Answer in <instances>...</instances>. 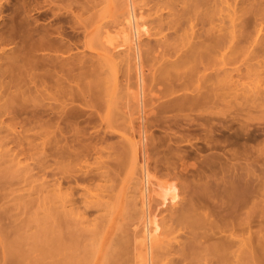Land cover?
<instances>
[{
    "label": "bare ground",
    "instance_id": "6f19581e",
    "mask_svg": "<svg viewBox=\"0 0 264 264\" xmlns=\"http://www.w3.org/2000/svg\"><path fill=\"white\" fill-rule=\"evenodd\" d=\"M133 1L135 0L123 1L126 3L125 11H127L126 14L127 18L125 17L126 18L125 24L127 23L126 25L128 26L130 32V43H129L130 46H128L127 54H125L126 53L125 51L127 50H124L125 53L123 52L124 53L123 55L125 57V58L123 57V59H126V61H125V69L122 72V74H120L122 75L121 76L122 80L120 79L121 81L119 82L118 79L121 78L120 75H118L119 72H116L115 69L112 68L113 67L112 65L114 64L113 60L115 55L113 54L110 55L111 53L109 52L110 54H108L107 52L106 54H108L109 57L106 58L111 60L112 74L109 75L108 72L104 73L105 75L103 74V76L102 73L100 74V70L102 71L104 70L106 72V70L102 66L104 62V59L102 58L101 59L103 62L101 64H98L97 66L91 65V62H89L90 66H88L89 64L86 62H82L81 64H79L80 65L79 71L83 70L82 72H80V74H82V76H80L81 78L77 79L79 76L75 78L72 77L73 75L71 76L73 79L68 77V80L71 79L74 82V84L75 82H77L76 85L78 86V88L76 87V85L74 86L77 88V90L74 89V91H71V93L70 92L67 93L66 91L65 92L59 91L58 97L61 96L63 98L61 100L58 99V101L59 100L62 101V103L60 102L61 109L59 113L56 112V116H55L53 110H50V108L52 107V106L50 107V105L49 106L45 105V108L43 105L42 106L43 109L40 108L42 111L39 114L43 115L42 117H46L48 119L52 118V120L54 119V117H56L57 119V122L56 119L54 120L56 124L54 129L52 128V126L50 127L47 125V122L52 120L50 119L47 121L45 119L47 121L45 124L46 130L42 131V133L44 132L43 134H41L43 138H41L40 136V138L43 140L42 141L43 145L42 144L41 145L42 147L49 144L51 147L52 146L56 147L55 145L58 146L57 149L55 148L54 150L52 149L53 152L52 151L49 152L48 150H50L51 148L48 149L47 147L46 148L44 147L45 149L42 148L43 151L41 152L45 153V150L48 149L46 151V153L47 152L48 153L45 154L54 160L55 165L56 164L58 166H60L61 164L63 166L67 165L65 167H68L69 169L68 171H66L65 169L63 170V168L60 169V171L62 170L60 175L61 178H59L60 180L57 182L53 180L56 183L53 184L52 190L50 189L51 192L49 191L46 192L45 193L46 195L40 200L41 204L39 203L38 210H40L43 214V217L37 221L38 223L40 222V227H39L40 229L36 231L35 234L32 235V237L19 235L17 239H15L12 249L9 250L8 253L10 257L15 258V263L13 264H98V259L102 252L104 253L100 264H128V260H129L128 258H130L131 255L134 257L133 254H131L130 256L128 255L129 247L132 244L131 245L129 244L130 239L127 232L122 230L123 222L120 221L121 225L115 224L117 225V227L115 228L112 238L108 240L106 235L110 231L114 223V220H116L115 218L118 214V211L120 210L122 204V197L124 193L122 190L119 194H117L116 192L117 195H116V201H114L116 202V204L114 205V211L113 213H110V216H108L106 214L107 212L106 213L103 212H105L106 210L108 211V209L111 207V206L109 207L108 202L109 199L111 200L112 196H110L109 190L104 191V188L107 189L106 187L107 185L105 184L106 186L104 185L102 186V184L100 185L99 183L109 178L108 173L110 167L111 169L112 167L115 168L114 170L117 169L118 172V169L120 170V168H122L121 166H123L122 163L124 159H130L132 161H135L137 147L138 149H141L142 147V150L140 151L142 153L143 158L146 157L145 156L147 154L145 150L146 145L143 146L145 139L142 137L143 133L142 135H140V140L138 141V143L130 142L129 140L125 139L122 135H120L126 141L123 140L124 142L121 145H119L118 147L114 145V147L112 148L110 146V143L108 147L107 142L105 143L107 146H103L102 142H104L105 139L102 138L101 140L99 139L98 141H102L100 142L101 144L98 145L99 144L98 143L97 145H93V148H91L92 152L95 154V156L93 157H95L97 161V162L95 161L93 162L97 163V166H99V167L96 166L97 168H95L94 170L90 168L91 163L90 164L88 163V160L91 158L92 155L90 156V158L89 156L88 158H86L87 156L84 155L86 154L89 148L85 146L87 145V143L84 144L83 146L78 145V143H80L78 140V137H80L79 135H84L83 133L84 126L86 129V127L90 126V123H92L93 121L95 122L96 119H99V121L105 126V129L103 130L104 133L102 132L103 135L106 134V137L108 136L110 140L115 136L116 132L114 131V124L115 122H117L116 118L117 119L120 118L113 117V115L112 116L110 115L111 110H109V107L111 109V105H110L111 102L119 101V99L123 98L122 96L125 97L126 101L131 99L135 100L136 101L135 106L139 112L138 114L141 115L139 119H145L146 117L153 115L154 118L152 120L150 119L151 122L152 121L154 122L152 124L159 122L161 117H163L162 119H164L165 116H167V114L170 115V112L173 113L178 112L180 114L182 112L188 111L191 114L195 113L192 115H187V114L183 115L182 113V116L179 117L181 119L177 117L178 114L176 113L177 115L171 119L172 122H174L173 124L176 126L177 131L178 129L183 130L181 126V120H183V122H186L185 125L186 127L197 126L204 128V131L208 133L209 137L211 138V135H213L215 132V130H213L215 128V127L213 128L214 123L212 125V122L216 120V117L218 116V113L216 112V108L219 107V105L222 102L235 104V101L238 99L237 92L239 89L237 90V84L235 82L236 79L234 80L235 77L233 76L234 75L233 73L235 72L233 68V59L235 58V55L239 54L240 52L245 53L247 51L246 44L248 43L250 44L251 40H253L251 39L253 38L252 36L257 34L256 33L257 30L256 31L254 30L255 34L254 31L252 32L253 35L251 34L252 30H250V28L246 26V25L249 26V23L246 24V22H248L247 19L249 17L251 18V16L253 17V19L254 17L255 18L257 17L256 19H258L259 17L258 21L264 20V0H254L253 2L251 1V4L249 3V0H246L249 6L247 5L248 7L245 6L243 8L242 6L239 7L240 3H238V0H145L147 2L142 0L145 2L144 4L145 7L147 6L149 8L148 9L149 12L150 13L152 12L151 14L155 16L154 20L156 22L154 21V24L155 23L157 24V25L155 24L157 28L155 33L153 34L150 33V31H149L150 34L145 32L146 28H143L142 30H138L140 27L138 28L136 25L137 24L136 21L138 19L135 21V17H134L135 8ZM246 1L244 0L243 2L245 3ZM241 5L244 4L241 2ZM253 5H256V7L255 8L250 7ZM165 10L168 11V15L166 17H164L162 14ZM245 20L246 22H244ZM258 21H256V23ZM255 25L257 26V24ZM257 28H259V26ZM141 31L143 32L142 36L146 34L148 35V37L153 36L154 39V41L152 42L151 40L150 41L148 40L149 42L147 41L148 43L151 42L150 43L151 46L149 45V48H147L148 46H146L147 50L144 49V51H142L141 49L144 46L140 48L139 45V34L142 33ZM261 31L262 29H259V33L256 35V38L259 37ZM125 37L126 36L124 35V38ZM261 42L259 43L261 44ZM124 43L125 41L123 42V45ZM242 44H245L246 47ZM262 44L264 45V43ZM123 47L124 46L121 45L113 48L114 50H116L117 56H119L118 54L122 53ZM243 49H245V52L243 51ZM130 50L131 53H129ZM260 52L263 53L262 50H260ZM242 53H240V55H244ZM246 53H248V51ZM101 59L99 60V63ZM144 61L150 65L145 64ZM108 63L109 62L105 61L104 65L105 64L107 65ZM73 64L75 65V63ZM121 65H123V63ZM59 66L60 65H58V68ZM64 66H62L64 70L68 68L67 66L66 68ZM108 67L105 66L106 69H108ZM114 67H116V65ZM59 69L61 70L62 68L60 67ZM69 69L73 71L76 68L74 69V67L71 66V68ZM68 71L66 72L68 73ZM70 73L71 72H69V74ZM130 73H133L132 79L135 80L134 83L135 92L132 94H129L131 93L130 92L131 89H133L132 87H129V83H128L130 82L129 80L131 79ZM254 74L255 73H253V75ZM117 75L119 76V78ZM66 78L67 77H65V79ZM60 81L63 80L60 79ZM121 83H123L122 86H124L125 83L128 86L125 85L126 87L124 86L125 89H123L124 87L121 88ZM118 87H120L121 90L122 89L124 90V91L122 90L124 93L120 92L122 98L119 96ZM104 94L105 97H107V102L105 104L102 103L105 101H103V97H101L104 96ZM47 96H49V94ZM43 98L45 99L46 97ZM101 98H102V102H100ZM241 98H243L242 100L245 101V103L249 105L253 104V106L255 103L261 102L260 105H258L259 103L255 105H258L260 108H262L261 104L262 105L264 104V89L263 90L259 89V91L257 90L255 92L253 90L250 91L244 90L243 93L241 94ZM78 99H80V102L82 103L84 109H78V108L73 109L74 108L73 107L69 109L67 108L66 110L67 107L66 103L68 102V100L71 101L72 103ZM120 102L121 100L119 101V104ZM236 103L238 104L237 101ZM239 104L241 103L239 102ZM121 105H123V103ZM238 106L240 107V105ZM46 107L47 108L50 107V108L47 109ZM229 107H231V105ZM117 108H119V110L122 111L119 106ZM52 109L54 108L52 107ZM114 110L115 109H113V112ZM87 111L89 112L87 113ZM41 115L39 116L41 117ZM79 123L81 124L84 123L83 128L79 127ZM162 123L164 124V122ZM96 124H97V120H96ZM49 128L50 129L52 128L53 130L50 131ZM5 129H7V126ZM42 129L44 130V127H42ZM39 133H41V131ZM52 134H54L53 136L54 138H52ZM87 134L89 135L90 133ZM8 135L12 136V134L11 135L8 134ZM175 135L177 134L175 133ZM50 136L53 140V143L54 141L57 140L55 142V145L54 144L51 145ZM0 137L2 138V136ZM228 137L226 139H228ZM178 138L180 139V141L179 139L174 138L175 142L176 140L182 142L181 140L183 139H181L180 137ZM81 139L82 138H80V140ZM83 140L85 139L83 138ZM94 140L96 139L94 138ZM82 142L84 143L85 141ZM260 142L262 144V141ZM24 143L26 144V142ZM7 144L5 141V146ZM28 144L29 143H27V145ZM245 146L243 145L244 148L240 153H236L231 150L230 154L228 155L227 153L228 150H227V152H225L224 155L227 154L228 157H226L227 159L225 160V162L222 160L223 163L226 165L222 167L221 163L219 162L221 165L220 167L222 168L221 169L218 168V173H216L217 170L214 169L217 165L216 164L214 167L216 159L207 160L205 162V165L204 163L202 164L206 166L207 169H204V171L202 170L203 172H199L198 175L203 178L204 176H207L208 173L210 175L209 177L214 179L213 182L216 183L209 182L204 177L205 181L212 183V185L214 184V191H215V194L213 191L214 196L213 194H211L212 191H210L205 187L206 182L205 184H203L204 187L202 188H199L201 186H198L197 188L196 187L193 188L194 185L192 188L190 187V191L188 190L189 193L187 194L188 195L187 197L189 199L186 200V202H184L185 200L183 201L184 204L180 209H173V212H170V216L168 217L169 219L167 222V224L168 223L169 224L167 225L166 230L163 231L164 233L159 235L160 238L155 235L156 232L158 231V226H156L154 217L153 219H150V216L148 214L149 212L148 211L149 207L147 206L148 200L146 197L147 194H145L146 189L144 188L146 184L145 182H147V175L144 166L145 163H143L142 166L140 165L143 171V180H142V187L140 189L141 205L140 204L139 205L141 206V210H142L141 212L144 217L143 219L144 233L142 235L143 237L142 246L144 249L137 256L135 255L137 259L141 258L140 264H264V234H263L264 233L263 232L264 231L263 230L264 228L263 227L264 226V177H263L264 150L263 149L264 148L263 149L260 148L262 150L259 149L257 150L254 147L253 150H257V151H252L249 148L248 149L245 148ZM7 148L9 147L7 146ZM31 148H34V146H32ZM200 149L195 148V152L198 155L200 153ZM178 150L180 151V149ZM30 151L31 150H29V152ZM9 152L10 150H7L6 153L9 154ZM20 152L19 154H21ZM182 152L180 153L182 154ZM113 153L115 155H113ZM19 154H17L18 157ZM45 154L43 156L50 159ZM107 154H112L115 157H113L112 155H111L112 157H110V155L106 156ZM181 156L184 157L183 154ZM8 157H9L8 159H10V156ZM104 157L105 159L113 158L114 162L113 160L111 161L110 159H108L107 161L110 160L111 163L109 162L104 163L103 162V160H105ZM1 158L2 156H0V159ZM3 158H7V156ZM16 158L17 157H15V159ZM11 160L12 159H10L9 162L12 163ZM13 163H15V161ZM49 163L51 164V161ZM5 164H9V163L5 162ZM17 164L19 163L16 162V165ZM132 164H134V162ZM168 166L170 167V165ZM198 166L199 165H197V167ZM76 167L78 168L76 169ZM56 168H61V167H56ZM253 169H255V171ZM11 170L12 168L10 170L8 169L9 171V172L7 171L8 176ZM48 172H50V170ZM78 173L80 175H78ZM54 178L55 177H53V179ZM113 179L115 178L113 177ZM0 181L2 183L1 179ZM85 183H87L88 187L82 185L84 186L83 190L81 191L82 193H78V191L81 190L82 188L81 189L79 188V190L75 189L76 191L75 192L73 190L74 188L71 187L72 185H75L77 187L80 184H85ZM110 183L114 185V183L116 182L114 183L110 182ZM209 183L207 185H209ZM2 184H0V187L2 186ZM65 186L67 187L65 188ZM47 187L49 188L48 185ZM212 187L210 189H212ZM205 188L209 193L205 194L207 192V191L205 192ZM92 191L93 193L94 191H96V193L92 194ZM112 191L114 190L112 189L110 193H112ZM163 191H164L163 195L158 194L159 198L161 199V203L159 204L164 205L165 201L167 200H169V203L173 204L176 201V197H177L175 195L176 193H174L175 190L173 186L165 187ZM105 192H107L108 194L107 196L103 194ZM203 195L205 197L208 195L209 197L207 196V198H205ZM254 198H256V200ZM134 204L132 206L135 207L138 203H136V205ZM126 206L128 205H125V209L123 208L124 213L122 214V221L124 217H126V215L129 213ZM110 209H112V207ZM92 212L98 214L101 213L102 216L106 214L107 216L106 217L104 216L105 218L102 217L100 214H99L100 216L97 215L98 217L94 216L95 222L98 220L100 222L91 224L90 221L86 220V218H88L86 216H88V214L92 215ZM254 219H259L258 229L259 228L261 229L260 231L258 230L259 232L258 235L256 234L257 235L256 241H254L252 235L253 232L251 231L253 227L252 223ZM92 233L93 235L91 236ZM94 233L96 234L95 236ZM91 237H93L94 239L92 238L93 240H91ZM180 239H182L184 242L180 243L181 242ZM178 240L180 241L178 242ZM135 257L133 259H135ZM133 259L130 260L133 261ZM137 259H135V261H137ZM138 262H135L134 264H138Z\"/></svg>",
    "mask_w": 264,
    "mask_h": 264
},
{
    "label": "rangeland",
    "instance_id": "374dc122",
    "mask_svg": "<svg viewBox=\"0 0 264 264\" xmlns=\"http://www.w3.org/2000/svg\"><path fill=\"white\" fill-rule=\"evenodd\" d=\"M123 1L125 0H108V1L107 0H0V127H1L0 136H2V138L0 137L1 138L0 139V156H2V158L0 159L1 160L0 161V179L2 180V183L5 184L3 185L0 181V184L4 186V187L1 186L2 188L0 187V196H1L0 198H2L3 196V198L0 199V264L15 263V258L10 257L8 253H9V250L12 249L15 239H17L19 235L32 237V235H34L35 232L40 229L39 228L40 222L39 223L37 222L43 217L42 212L38 210L40 200L46 195L45 194L46 192L48 191L51 192L53 184L60 180L59 178H61L60 175L62 171V170L60 171V169L63 168V170L65 169L66 171H68L69 169L68 167H65L67 165L63 166L61 164L60 166H58L56 164L57 165L56 166L54 160L50 158L48 155H46L48 153V152L46 153V151L49 148H51L50 150H48L49 152H51L52 149L54 150V148L55 149L58 148V146L55 145V142L57 140L54 141V143L52 140V138H54L53 137L54 134H52V138L50 136L51 141L50 140L49 141L51 145L54 144L56 147H53V146L51 147L50 144L42 147L43 140L41 138L43 137L41 136V134L44 133V132L42 133V131L46 130L45 124L48 120L50 119L52 120V118L48 119L46 117H42L43 115L39 114L42 111L40 108L43 109L42 107L43 105H44V108H45V105L46 106L50 105V107L52 106L54 109H52V107L51 108L48 107V108H50V110H53L55 116H56V112L59 113L61 109L60 106L62 103V101L60 100L63 99L61 96H60L61 98L58 97L59 91L60 92L66 91L67 93L68 92L71 93V91H74V89L77 90L78 88V86L76 85L77 82H75L74 84V82L71 79L68 80V77L77 78L79 76L77 79L81 78L80 76H82V74H80V72H82L83 70L79 71V68H80L79 64H81L82 62L88 63L89 64V65L87 64L88 66H90L89 62H91V65L97 66L98 64H101L103 62L102 59H104L102 66L106 70V72L104 70L103 71L100 70V74L102 73V76L104 73H107V72L109 75L112 74L111 73L112 68L115 69L116 72H119L118 75L122 74V72L125 69L126 59H123L124 57L123 54L125 52H126L125 54H127L128 46H130L129 44L130 43V32H129L128 26L126 25L127 23L125 24V19L127 18V15H126L127 11H125L126 3ZM144 1L142 0L133 1L134 8H135V11H134L135 21L138 19L136 21L137 22L136 25L138 28L140 27L138 30H142L143 28H146L145 32L149 33L150 31V33L153 34L155 33L156 28H157L156 26L157 24L156 23H155L156 25L154 24L155 16L151 14L152 12L151 13L149 12L148 10L149 8L147 6L145 7L144 4L147 1L145 2ZM243 1L238 0V3H240L239 7L242 6L243 8L248 5V2L246 0H245L247 2V3L245 2L246 5ZM251 1L253 2L254 0H249L250 4H251ZM241 2L244 5H241ZM140 3H142L143 5ZM250 7L255 8L256 5H253ZM162 14L164 17H166L168 15V11L165 10ZM256 18L254 17L255 19L254 20L253 17L251 16V18L249 17L247 19L248 22H246V20L244 22H246V24L249 23V26L248 25L246 26L249 27L250 30H252L251 34L254 30L255 31L257 30L256 33L258 34L259 29H262L261 33L259 34V37L256 38L257 34L254 36H252L253 35L252 34L251 36L253 38L251 39L253 40L250 39L251 42L249 41L250 42V44L248 43L249 46L248 44H246L247 46L246 47L245 44H242L247 48L246 50L248 51V53H246L247 51L245 52V49H243L245 53H242V52L240 53L244 55H240L239 53L235 55V58L233 59V68L235 70V72L233 73L234 74L233 76L235 77L234 80L236 79L235 82L237 84V90L239 89L237 92L238 99L236 100L238 104L236 103V101H235L236 105L233 103L229 104V103L222 102L221 103L222 105L220 104L219 107L216 108V112L218 113V116L216 117V120L212 122V125L214 123L213 128L214 127L215 128L213 130H215V132L213 135H211V138L209 137L208 133L204 131V128L197 127V126L186 127L185 126L186 122H183V120H181V126L183 128V130L181 129L182 132L179 129L177 131V128L173 124L174 122H172L171 118L175 117L177 114H178L177 117L179 118L180 116H182V113L183 115L195 114V113L191 114L188 111L182 112L180 114L178 112H176L177 114L170 112V115L169 114H167V116L163 115L168 120L165 118L162 119L163 117H161L159 122L155 124H152L154 123L153 121L151 122V120L154 118L153 115L146 117L145 119L147 121L145 119H139L141 115L138 114L139 112L135 106L136 101L132 99L126 101L124 96H122L123 98L121 97L120 92L124 93L123 89H125L126 87L125 85H127L126 83L124 84L125 87L122 86L123 83H121V88L124 87L122 89L123 91L120 89V87H118L119 96L122 98V99H119V101L121 100L120 104H119V101L117 102L114 101L110 103L111 109L109 107V110L113 112V109H115L113 113L110 111V115L111 116L113 115V117L120 118V119L116 118L117 122H115L114 124V131L116 133H115V136L111 138V140L110 138H108V136L106 137V134L103 135L104 133L103 130L105 129V126L99 121V119H96L97 124L95 120V122L93 121L92 122L93 124L90 123V126L86 127V129H85L84 123H82L83 125L79 123V127L83 128L84 126L83 128L84 135H79L80 137H78V140L82 145L80 143H78V145L83 146L84 144L87 143V145L85 146L89 147L88 148L89 151L87 150V152L90 154L86 152V154L84 155L87 156L86 158H88V156L90 158V156L92 155L91 158L89 159L90 161L91 160L92 161L90 162L88 160V163L89 164L91 163L92 167L90 166V168L92 170L99 167L97 166V163L93 162V161L95 162L97 161H96V158L93 157L95 156V154L92 152V149H91L93 148V145H97L98 143H99L98 145L101 144L100 142L102 141H98L99 139L101 140L102 138L106 140L102 142L103 146L108 145L109 147V143H110V146L112 148L114 147V145L116 147L121 145L124 141H126L125 139L133 143H138V141L140 140V135H142V133H143L142 137L145 138L143 146L146 145L145 146V150L147 153L145 155L146 157L143 158L142 156V153L140 151L142 150V147L141 149H138L137 147L135 161H132L130 159H124L122 163L123 166H121L122 168H120L121 172L118 169L119 173L117 172V169L114 170L115 168L112 167L113 169L112 170L110 167L111 171L109 169V173H108L110 180L108 178V179H105L106 182L103 181L99 183L100 185L102 184V186L107 185L106 186L107 189L104 188V191L109 190L111 192L112 189L115 191V192L112 191V193L108 191L110 196H112L111 200L109 199V202H108L109 207L111 206L112 209H110L111 207L110 208L108 207L110 210L108 209V211L106 210L105 212H103V213L107 212L106 214L108 216H110V213H113L114 211V205L116 204V202L114 201H116V195L119 194L121 190L124 193L122 197V204H121L120 210L118 211V214L115 218L116 220H114V223L110 231L106 235H107L108 240L112 238L117 225L118 224L121 225V222H123L122 230L127 232V234L129 235V239H130L129 244L130 245L132 244L130 246L131 248L129 247V253H128L129 256L133 254L135 257V255L137 256L144 249L142 246V238H143L142 235L144 233L143 231L144 230L143 229L144 228V220H143L144 217L142 215V212H141L142 210L140 206L141 205L140 189L142 187V180H143V171H142L141 166L143 165V163H145L144 166H145L146 175H147V182H145L146 184L144 188L146 189L145 194H147L146 197L148 200L147 201V206L149 207L148 214L150 216V219H153L154 217L156 226H158V231H157L158 233L156 232L155 235L160 238L159 235L164 233L163 231L166 230V227L169 224V223L167 224V222L169 219L168 217L170 216V212H173V209H180L182 205L184 204V202H186V200L189 199L187 197L188 196L187 194L190 191V187L192 188L194 185L193 188L195 187L197 188L198 186H201L199 188H202L204 187L203 184H205L206 182L205 187L209 189L210 191H212L211 194H213L214 184L212 185V183H209V182H213L214 179L210 178L209 177L210 175L208 173H207V176H204V177L209 182L205 181L204 177L202 178L198 175L199 172H203L204 169H207L206 166H204L207 160L216 159L214 167L216 164L217 165L214 169L217 170L216 173H218V168L221 169L224 165H226L223 163V161L225 162V160L227 159L226 157H228L231 150L236 153H240L242 149L244 148L243 145L244 146L247 145L248 147L245 146V148L247 149L249 148L252 151H257L258 149L262 150L264 148L263 146L264 145V107H263L264 104L263 105L261 104L262 108H260L258 105H260L261 102H257L259 104L255 105L257 104L255 103L253 106V104L249 105L245 103V101L242 100L243 98H241V94L243 93L244 90L245 91L253 90L255 92L257 90L259 91V89L260 90L264 89V82H263L264 81L263 80L264 79V73H263L264 72V50H263L264 45L262 44L264 42H261V41H264V22H263L264 20L262 21L259 20L260 21L259 23L258 21L259 17L258 19ZM256 21L258 22L256 23ZM255 24H257V26ZM258 26L259 28H257ZM254 28H257V29H254ZM255 31H254V34H255ZM142 34L143 32L139 34V45H140V48L144 46L143 48H141L142 51H144V49H146V46H148L147 48H149L150 43L154 41V39H153V36L148 37V35L146 34L142 36ZM124 35L127 37V39L126 37L124 38ZM148 40L149 41L151 40V42L148 43L149 42ZM124 41L125 43L123 45ZM259 42H261V44ZM120 44L124 47L122 48V53L118 54L119 56L121 55L119 57L116 54L117 53L116 50H114L113 48H115L116 46H121ZM124 50H127V51L124 52ZM260 50H262L263 53L260 52ZM107 52L108 54L111 53L110 55L112 54L115 55L114 60H113L114 64L116 65L118 69L120 68L119 70H122V71H119L116 67H114L115 65L111 64V60L106 58V57H109V55L106 54ZM129 53H131V50L129 51ZM115 57H118V58H115ZM100 59L101 61L99 63ZM105 61L109 63L107 65L106 64L104 65ZM73 63H75V65ZM122 63L123 65H121ZM144 63L147 64L145 61ZM58 65H60L59 68L60 67L62 68L61 70L58 68ZM64 65H66L68 68H66V66ZM70 65L74 67V69L76 68L75 69L76 71L75 70L71 71V69H69L71 68ZM147 65H150V64H147ZM62 66L66 68L65 69L66 71L69 70L68 73L64 70ZM77 66H78V69H77ZM105 66L107 67L109 66L108 69H106ZM107 70H109L110 72ZM257 71L260 73H258ZM69 72L71 73L69 74ZM253 73L255 74L253 75ZM130 75H131L130 76L131 79L129 80L130 82L128 83H129V87H132L133 89H131L130 91L131 93L129 94H132L135 92L134 90L135 80L132 79L133 73H130ZM121 76L122 75H120V77ZM65 77L67 78L65 79ZM60 79L63 81H60ZM120 79L122 80V77L118 79L119 82L121 81ZM80 83H83V82H80ZM75 85L77 88L74 87ZM239 87L240 88L242 87L243 89L241 88L240 90ZM55 90H58V91H55ZM48 94L49 96H47ZM43 97H46L45 98L46 100ZM101 97H103V101L105 102H102V98L100 99V102L105 104L107 102V97H105V94L104 96H101ZM58 99L60 100L58 101ZM239 102L241 104H239ZM70 103L71 101L68 100V102L66 103L67 104L66 110L67 108L69 109L73 107H74L73 109L75 108L84 109L82 103L80 102V99L72 102L71 104ZM122 103L123 105H121ZM112 105H114L115 107ZM230 105L231 107H229ZM238 105H240V107ZM118 106L120 107L122 111H120L119 108H117ZM36 111L38 114L36 113ZM88 112L89 111H87V113ZM114 114L117 116H115ZM39 115H41V117ZM55 119L56 117H54L52 121L47 122V125L50 127L52 126L53 129L56 126L55 121H54ZM148 119L149 120L151 119L150 122ZM56 122H57V119H56ZM162 122H164V124ZM99 124L100 126L101 125L102 126L100 127ZM201 124H204V123H201ZM6 126H7V129H5ZM42 127H44V130L42 129ZM52 128L51 129L49 128L50 131L53 130ZM175 129L177 132L175 131ZM97 130L99 131V133ZM119 130H120V133H119ZM40 131L41 133H39ZM96 131L98 135L96 134ZM6 132L7 133L9 132L8 134L10 135L12 134V136H9ZM174 132L177 135H175ZM87 133H90V134L88 135ZM120 135H122L125 139L122 138ZM176 136L183 139L181 140L182 142H179L180 139ZM25 137L29 142L25 139ZM173 137L175 139H179V141L176 140L175 142ZM227 137L229 140L226 139ZM80 138L82 139L80 140ZM83 138L85 140H83ZM94 138L96 140H94ZM8 140L10 141V143ZM5 141H6V144L8 143L6 146H5ZM82 141H85V142L83 143ZM260 141H262V144ZM13 142L16 144H14ZM24 142H26V144ZM106 142L108 143L107 145L105 144ZM177 142L179 143V145ZM17 143L19 146L17 145ZM27 143H29L31 146L29 144L27 145ZM183 143L185 144V147ZM188 144H190L191 146ZM58 145H61V144H58ZM7 146L9 148H7ZM32 146H34V148H31ZM141 146H142V143H141ZM44 147L48 148L45 150L46 154L44 152H41L43 151L42 148ZM194 147L198 149L201 148L200 153H199L200 156L195 152ZM254 147L257 150H253ZM6 149L10 150L9 154L6 153L7 152ZM178 149H180V151ZM17 150H18V153H17ZM29 150L31 151L29 152ZM34 150H35V153H34ZM19 152L21 154H19ZM180 152H182L184 157L181 156L182 154ZM225 152H227L228 155L227 154L224 155ZM17 154H19V157ZM22 154H24L25 156ZM44 154L48 156L50 159L43 156ZM109 155L110 157H112L115 154L114 153L113 155L107 154L106 156H109ZM175 155H178V156H175ZM6 156L7 158H3ZM8 156H10V159H12L11 160L12 163L9 162L10 159H8L9 158ZM15 157L17 158L15 159ZM222 157L225 159H223ZM2 159H3V162H2ZM108 159H110L111 161L113 160V158L112 159L108 158ZM108 159L106 158L105 160H103V162L111 163L110 160L107 161ZM14 161L15 163H13ZM50 161H51V164L49 163ZM5 162L9 164H5ZM16 162L19 164L16 165ZM133 162L134 164H132ZM219 162L221 163L222 167H220L221 165ZM44 163L46 166L44 165ZM203 163L204 165H202ZM168 165H170V167ZM197 165L199 166L197 167ZM56 167H61V168H56ZM11 168L12 170L10 171L9 176H8L7 175L9 172L8 169L10 170ZM77 168L78 167H76V169ZM49 170L50 172H48ZM253 170L255 171V169ZM111 172H113L114 174ZM194 172L196 173V175ZM2 174L4 177L2 176ZM78 175L80 174L78 173ZM53 177L55 178L53 179ZM113 177L116 180L113 179ZM53 180H55L56 182ZM110 182H113V183L116 182V183H114L113 185ZM208 183L209 185H207ZM213 183H216V182H213ZM47 185L49 186V188L47 187ZM80 185L77 187L75 185H72L71 187L74 188L73 189L74 191L75 189L79 190V188L80 189L82 188L79 191L77 190L78 193H82L81 191L83 190L84 186H87V183L80 184ZM108 186H111V187H108ZM170 186H173L175 190L174 193H176L175 195L177 196L176 201L173 204H171L169 203V200H167L165 201L164 205L159 204L161 203V199L159 198L158 194L163 195L164 188L170 187ZM210 186L211 187L213 186L212 189H210L211 188ZM66 187L67 186H65V188ZM43 188H45L46 190ZM206 188H205V192L207 191ZM205 192H202V193H205ZM95 193L96 191H94V193L92 191V194H95ZM105 193L103 194L107 196L108 195L107 192ZM207 193L209 192L207 191L205 194ZM214 194H215V191H214ZM207 196L206 197L204 196V197L207 198ZM254 199L256 200V198ZM125 202L129 204H126ZM136 203L138 204L136 205ZM133 204L136 206L135 207L132 206ZM125 205H128L126 207L129 213L126 215V217H124L122 221V214L124 213ZM93 213L94 212H92V215L88 214V216H86L88 217L86 218V220L90 221L91 224H95L97 222L99 223L100 222L99 220L95 222V217L97 215L100 216L101 213H99L100 215L98 213H94V214ZM106 214L104 215L105 217L107 216ZM254 220L252 223L253 227L251 231L253 232L252 235H253L254 241H256V237L259 233L258 230L260 231L261 229L260 228L258 229L259 219H254ZM254 232H255V235H254ZM92 235L93 233L91 234V236ZM95 235L96 234L94 233V236ZM93 237H91V240L95 238ZM180 240H181L180 243L184 242L182 239ZM180 240H178V242ZM131 252H134V253H131ZM103 253L104 252H102L101 255L99 256L98 264H100L102 260ZM131 256L130 258H128L129 259L128 264L129 262L130 264H132V262L134 264L135 262H138V261H139L138 264L141 263L140 262L141 258L137 259L135 257V259H137V261H135V259H133L134 257L133 256L131 257ZM130 259H133V261Z\"/></svg>",
    "mask_w": 264,
    "mask_h": 264
}]
</instances>
